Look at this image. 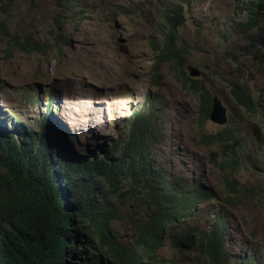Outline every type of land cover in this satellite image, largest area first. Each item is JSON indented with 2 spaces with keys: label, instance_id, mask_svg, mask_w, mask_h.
Segmentation results:
<instances>
[{
  "label": "trees",
  "instance_id": "16d2710c",
  "mask_svg": "<svg viewBox=\"0 0 264 264\" xmlns=\"http://www.w3.org/2000/svg\"><path fill=\"white\" fill-rule=\"evenodd\" d=\"M8 2L0 0L1 11ZM109 8L116 9L114 16L130 12L119 4ZM183 23L177 4L148 37L152 83L160 88L166 68L194 96L201 135L193 144L208 151L210 169L197 159H190L194 169L183 161L174 168L163 158L165 108L150 92L126 132L91 156L86 147L74 150L73 137L62 127L54 131L50 119L22 133L0 124V264H187V258L189 264H264V258L254 262L264 255V192L256 191L251 179L241 180L243 171L258 166L264 171V105L245 83L236 82L230 94L253 116L250 127L227 122L203 133L213 96L198 77L184 72L190 51L179 42ZM238 26L244 53L264 70V0H247ZM249 199L262 207L261 227L253 219L240 218L241 225L234 219ZM124 222L131 226L130 237L120 242L114 226ZM161 250L172 254L158 257ZM81 256L90 261L83 263Z\"/></svg>",
  "mask_w": 264,
  "mask_h": 264
},
{
  "label": "rangeland",
  "instance_id": "374dc122",
  "mask_svg": "<svg viewBox=\"0 0 264 264\" xmlns=\"http://www.w3.org/2000/svg\"><path fill=\"white\" fill-rule=\"evenodd\" d=\"M111 4L124 5L130 12L114 16ZM177 4L184 15L179 42L190 51L184 72L189 77L188 67L200 72L198 79L226 107L227 122L250 127L253 116L235 104L229 89L243 82L264 105V70L244 53L238 26L245 18L247 0H76L73 6L63 0H10L5 12L0 9V124L22 133L35 129V122L50 119L54 131L62 127L73 137L74 150L86 147L91 156L126 132L129 118L144 108V96L150 92L165 108L163 158L174 168L183 161L189 169L195 167L190 159H197L207 172L208 151L193 144L201 135L196 99L166 68L160 88L152 83L148 37ZM31 43L36 47L28 52ZM220 127L208 120L202 131ZM249 179L256 191L264 192V171L259 166L251 173L242 172L241 180ZM260 208L249 199L245 208L234 211V219L238 225L240 218L246 223L253 219L261 227ZM130 227L126 222L115 224L120 242L129 239ZM168 243L165 236V249ZM171 254L161 250L157 256ZM263 258L260 254L254 262Z\"/></svg>",
  "mask_w": 264,
  "mask_h": 264
},
{
  "label": "water",
  "instance_id": "95a60500",
  "mask_svg": "<svg viewBox=\"0 0 264 264\" xmlns=\"http://www.w3.org/2000/svg\"><path fill=\"white\" fill-rule=\"evenodd\" d=\"M188 69L191 71V77L200 76V72L197 69L193 67H188ZM209 120L218 125H224L228 120L226 107L222 104L221 100L217 96L212 97Z\"/></svg>",
  "mask_w": 264,
  "mask_h": 264
},
{
  "label": "clouds",
  "instance_id": "9594fccd",
  "mask_svg": "<svg viewBox=\"0 0 264 264\" xmlns=\"http://www.w3.org/2000/svg\"><path fill=\"white\" fill-rule=\"evenodd\" d=\"M226 123H227V122H226ZM226 123H225V124H226ZM225 124H224V125H225ZM224 125H221V126H224ZM64 148H65V149H68L69 147H67V145H64ZM73 149H74V148H73Z\"/></svg>",
  "mask_w": 264,
  "mask_h": 264
}]
</instances>
